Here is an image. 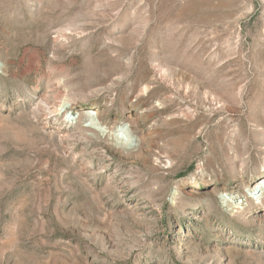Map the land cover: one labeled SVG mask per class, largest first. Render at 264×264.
<instances>
[{"label":"rangeland","instance_id":"rangeland-1","mask_svg":"<svg viewBox=\"0 0 264 264\" xmlns=\"http://www.w3.org/2000/svg\"><path fill=\"white\" fill-rule=\"evenodd\" d=\"M0 264H264V0H0Z\"/></svg>","mask_w":264,"mask_h":264},{"label":"bare ground","instance_id":"bare-ground-1","mask_svg":"<svg viewBox=\"0 0 264 264\" xmlns=\"http://www.w3.org/2000/svg\"><path fill=\"white\" fill-rule=\"evenodd\" d=\"M146 88V87H145Z\"/></svg>","mask_w":264,"mask_h":264}]
</instances>
